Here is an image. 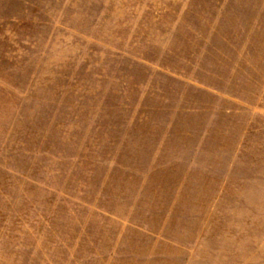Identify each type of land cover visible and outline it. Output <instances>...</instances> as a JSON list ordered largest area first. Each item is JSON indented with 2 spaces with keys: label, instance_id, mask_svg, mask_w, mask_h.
I'll use <instances>...</instances> for the list:
<instances>
[{
  "label": "rangeland",
  "instance_id": "374dc122",
  "mask_svg": "<svg viewBox=\"0 0 264 264\" xmlns=\"http://www.w3.org/2000/svg\"><path fill=\"white\" fill-rule=\"evenodd\" d=\"M0 264H264V0H0Z\"/></svg>",
  "mask_w": 264,
  "mask_h": 264
}]
</instances>
